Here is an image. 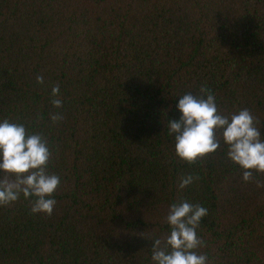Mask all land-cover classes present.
<instances>
[{"label":"trees","instance_id":"obj_1","mask_svg":"<svg viewBox=\"0 0 264 264\" xmlns=\"http://www.w3.org/2000/svg\"><path fill=\"white\" fill-rule=\"evenodd\" d=\"M202 86L264 139V0H0V121L42 133L61 180L50 216L23 194L0 206V264H156L180 200L208 209L207 264H264V173L245 182L222 137L190 164L169 134Z\"/></svg>","mask_w":264,"mask_h":264},{"label":"clouds","instance_id":"obj_2","mask_svg":"<svg viewBox=\"0 0 264 264\" xmlns=\"http://www.w3.org/2000/svg\"><path fill=\"white\" fill-rule=\"evenodd\" d=\"M44 83L43 76L36 77ZM52 105L59 109L63 102L56 98L60 86L51 90ZM177 105L181 116L168 123L169 134H175V150L178 157L192 164L207 154L217 151L221 137L228 145V158L244 171L245 182L254 179L253 171L264 173V139L260 121L252 112L241 109L230 116L220 112L215 95L206 86L200 94L180 96ZM51 121L63 120L59 112L52 113ZM52 152L42 133L29 134L25 125L0 121V206L24 198L34 197L31 212L52 215L56 200L53 197L61 180L56 174L47 171ZM14 177V178H11ZM198 177L189 174L179 181L181 189L193 183ZM257 187L264 184L257 182ZM208 209L187 200L172 203L165 217L171 231L166 238H155L152 247V260L156 264H207L206 254L198 251L204 245L197 229Z\"/></svg>","mask_w":264,"mask_h":264}]
</instances>
